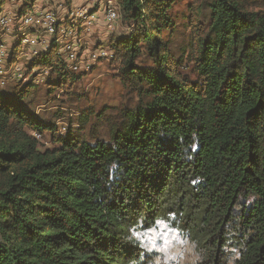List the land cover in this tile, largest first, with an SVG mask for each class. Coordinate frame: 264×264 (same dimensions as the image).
Listing matches in <instances>:
<instances>
[{
    "label": "trees",
    "instance_id": "1",
    "mask_svg": "<svg viewBox=\"0 0 264 264\" xmlns=\"http://www.w3.org/2000/svg\"><path fill=\"white\" fill-rule=\"evenodd\" d=\"M118 3L134 30L109 46L150 99L109 140L68 130L41 150L34 134L54 130L28 89L0 90V264H145L135 234L159 222L200 248L197 264H264V0H210L192 81L162 37L172 0ZM59 47L32 64L72 82Z\"/></svg>",
    "mask_w": 264,
    "mask_h": 264
},
{
    "label": "rangeland",
    "instance_id": "2",
    "mask_svg": "<svg viewBox=\"0 0 264 264\" xmlns=\"http://www.w3.org/2000/svg\"><path fill=\"white\" fill-rule=\"evenodd\" d=\"M23 1L7 0L3 11L13 12ZM60 1L51 0V7L55 9L54 5ZM107 2L116 7L120 15L119 21L110 26L98 20L87 32L81 31L80 56L83 63L80 70L74 72L78 74L77 79L55 84V75L33 66L32 61L36 55L30 54L21 56L19 60L23 68L22 78L8 79L7 86L0 87V90L5 91L6 88L9 93L28 89L23 103L38 121L53 127L54 131L46 130L42 135L38 133L39 138L34 135L41 150L53 147L54 136H61L68 130L85 140L96 138L107 141L114 125L119 123L122 112L142 106L150 99L144 90L120 79L119 57L109 45L117 38L128 36L134 27L124 18L118 0ZM209 3L210 0H203L200 4L195 0H172L168 14L174 27L170 32H162L170 53L175 59H181L182 65L178 71L191 81L196 78L192 61L196 43L210 35ZM8 34L6 32V36ZM12 43H17V40ZM17 50L20 53L27 51L28 47L25 49L19 45ZM139 62L143 65L150 63L144 56ZM82 113L87 116L86 123L81 121ZM135 236L146 254L145 264H197L203 257L200 248L184 234L172 231L162 222L153 228L140 230Z\"/></svg>",
    "mask_w": 264,
    "mask_h": 264
},
{
    "label": "built area",
    "instance_id": "3",
    "mask_svg": "<svg viewBox=\"0 0 264 264\" xmlns=\"http://www.w3.org/2000/svg\"><path fill=\"white\" fill-rule=\"evenodd\" d=\"M51 0H33L29 6L13 12L0 13V87L7 80L22 78L21 56L38 55L47 51L54 39L59 44L66 69L77 72L82 67L81 31L87 32L99 20L114 25L120 15L107 0H76L67 6L61 0L51 7ZM60 8V9H57ZM6 32L8 36H6ZM4 38V39H2ZM17 40V43L12 41ZM22 45L27 51L18 52ZM9 69V70H8ZM39 138V134H34Z\"/></svg>",
    "mask_w": 264,
    "mask_h": 264
},
{
    "label": "crops",
    "instance_id": "4",
    "mask_svg": "<svg viewBox=\"0 0 264 264\" xmlns=\"http://www.w3.org/2000/svg\"><path fill=\"white\" fill-rule=\"evenodd\" d=\"M76 0H72V2H75ZM52 5V4H51ZM57 4H55L54 6H56Z\"/></svg>",
    "mask_w": 264,
    "mask_h": 264
}]
</instances>
